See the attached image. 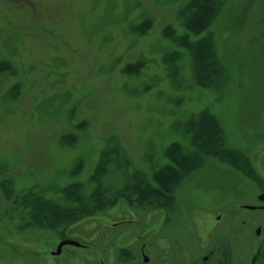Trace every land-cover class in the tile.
<instances>
[{"label": "rangeland", "instance_id": "obj_1", "mask_svg": "<svg viewBox=\"0 0 264 264\" xmlns=\"http://www.w3.org/2000/svg\"><path fill=\"white\" fill-rule=\"evenodd\" d=\"M186 2L0 0V264L247 190L264 160V0H223L201 32ZM29 192L62 212L36 222Z\"/></svg>", "mask_w": 264, "mask_h": 264}, {"label": "flooded vegetation", "instance_id": "obj_2", "mask_svg": "<svg viewBox=\"0 0 264 264\" xmlns=\"http://www.w3.org/2000/svg\"><path fill=\"white\" fill-rule=\"evenodd\" d=\"M260 162L261 170L252 171L256 177L246 178L249 184L245 192L227 196V200L211 210L185 212L181 208L179 215L176 207L152 214L137 210L135 217L113 223L117 232L113 235L109 225L97 228L94 233L99 242L89 236V243L64 245L60 253H56L57 245L56 250L45 247L34 259L17 256L12 263L264 264V160ZM168 213L171 217L179 216V222L170 226L166 222ZM68 246L85 249L84 259H76L80 253H71L65 249Z\"/></svg>", "mask_w": 264, "mask_h": 264}, {"label": "trees", "instance_id": "obj_3", "mask_svg": "<svg viewBox=\"0 0 264 264\" xmlns=\"http://www.w3.org/2000/svg\"><path fill=\"white\" fill-rule=\"evenodd\" d=\"M222 1L223 0H187V2L181 9V12H183V14L185 15V24L196 32L203 31L206 27L210 25L212 18L221 9ZM28 196H35L33 198L38 199V203H36L38 206H36L34 209L36 213L40 216L36 217V222H38V220H41V216L45 218L43 215H46V213H48L46 212L48 209H52V215H56L62 212L63 210L57 204H50L49 200L33 192H29L27 195L21 198H24L26 200L28 199ZM75 217L76 218H73L71 223H77L81 221L84 216L76 215ZM53 219H56V222H58V217H53ZM53 225L55 226V223L52 224L51 222L50 226Z\"/></svg>", "mask_w": 264, "mask_h": 264}, {"label": "water", "instance_id": "obj_4", "mask_svg": "<svg viewBox=\"0 0 264 264\" xmlns=\"http://www.w3.org/2000/svg\"><path fill=\"white\" fill-rule=\"evenodd\" d=\"M67 244H73V245H76V246L80 245L79 241H77V240H73V239H63L59 243L56 253H60L61 250H62V247L64 245H67Z\"/></svg>", "mask_w": 264, "mask_h": 264}]
</instances>
